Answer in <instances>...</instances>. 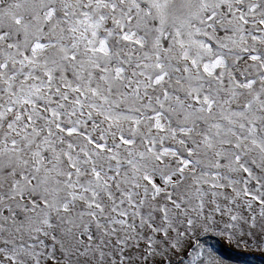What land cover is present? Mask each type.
Segmentation results:
<instances>
[{
    "label": "snow or ice",
    "instance_id": "snow-or-ice-1",
    "mask_svg": "<svg viewBox=\"0 0 264 264\" xmlns=\"http://www.w3.org/2000/svg\"><path fill=\"white\" fill-rule=\"evenodd\" d=\"M264 251V0H0V264H223Z\"/></svg>",
    "mask_w": 264,
    "mask_h": 264
},
{
    "label": "rangeland",
    "instance_id": "rangeland-1",
    "mask_svg": "<svg viewBox=\"0 0 264 264\" xmlns=\"http://www.w3.org/2000/svg\"><path fill=\"white\" fill-rule=\"evenodd\" d=\"M202 243L211 249L223 264H264V251L251 241H229L212 232L202 237Z\"/></svg>",
    "mask_w": 264,
    "mask_h": 264
}]
</instances>
